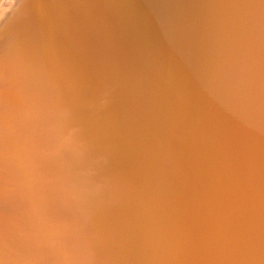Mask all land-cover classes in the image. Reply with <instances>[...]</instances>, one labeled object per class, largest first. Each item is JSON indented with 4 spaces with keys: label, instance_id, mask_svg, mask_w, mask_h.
<instances>
[{
    "label": "bare ground",
    "instance_id": "bare-ground-1",
    "mask_svg": "<svg viewBox=\"0 0 264 264\" xmlns=\"http://www.w3.org/2000/svg\"><path fill=\"white\" fill-rule=\"evenodd\" d=\"M26 1L24 5L22 4L20 10H16L13 15L10 26L7 30L5 29L4 41L0 45V264H10L9 259L27 257L23 249L24 246H27L25 233L32 224H35L33 221L36 217H39V215L34 216L33 211L52 210L58 205V196L63 192V180H60L56 167L58 166L57 161L65 149L58 157H52L51 154L56 153L57 149L63 145L60 144V140L64 139L70 129L67 121L77 116L78 111H74L73 108L80 102L75 103L77 100L75 82L80 78H85L89 82H106L107 78H111V68L115 63L114 58L117 53L122 54L123 38L128 32L127 29L130 30L128 27H123L122 23L116 18L109 21L111 18H108L110 13L106 6L111 0H62L58 7H56L57 5L56 8L54 7L55 9L52 6H46V8L37 12V16L34 14L36 9H31ZM137 1H140V9H137L136 19L138 20L140 17L138 21L143 28V32H140V34H144H141V36L138 31V35L141 37L139 39L142 40L137 49L135 65L131 69L125 70L120 78L116 76L107 81V83H111L110 86L115 84V88L119 87L118 89L124 84V91H126L122 96L117 97L115 95L118 103L113 114L120 117L116 118V115H114L115 117L108 118L107 121H109L108 127L122 122V113L134 111L147 100L148 96L153 95L155 100L159 101L157 105L159 110L153 116L156 120L155 131L143 136L139 144L138 150L141 153V158H138L135 164L143 166L145 159L142 154L148 150L149 142L147 141L151 140L152 143L155 132L157 131L159 134L165 123L163 122L165 121L163 117V107L165 106L163 103L166 102L169 105L172 120L174 117L177 119V114L180 111V105L178 106L180 100H177V92L173 95L174 91L172 92L171 88L170 90L166 88L168 84H171V81H169L171 64L172 62L175 64L179 59L178 53L176 54L177 45L173 40L174 37L171 31L165 27V24L158 22L160 24L158 26L154 24L151 27L148 26L147 20L154 12L153 9H158L164 5L167 10L171 11V20L177 28L179 24H187L188 27L192 23L206 25L209 21L213 25L228 26L238 22L239 14L245 2H238L237 0V2L235 0L234 2L229 0ZM246 1L250 3L256 0ZM262 1L264 6V0ZM50 2H48V5ZM109 5L112 4L109 3ZM64 6H67L65 10ZM84 8L89 9V12L86 11L85 16L81 14ZM8 9L0 8V16L6 15ZM109 9L111 8L109 7ZM200 10L201 12L209 10L211 14L202 16L203 13L202 18H200L198 15ZM218 11H222V14L221 12L219 14ZM31 14L34 16H31ZM167 15L169 16V14ZM29 17H32L33 21L37 18L36 20L39 22L37 27L31 22L30 25L28 24L27 19ZM137 20L136 22H138ZM138 28L137 26L136 29ZM186 30V27L180 30L181 33L183 32V36L187 32ZM136 31L134 32L136 33ZM103 33L105 34V39L102 38L103 42L94 45L91 49L90 45L97 41V38L101 37ZM186 36L188 38L189 35ZM209 37L208 39H210ZM236 37V40H239L238 43H241L242 40L246 42V39L253 41L258 38L264 40V7L260 22L246 27L243 33L237 34ZM102 39L100 38V40ZM130 39H133V37ZM73 42L74 46L72 45L68 49L67 47H70ZM210 43L212 44V42ZM165 47L169 59L167 63L163 61L162 57L163 48ZM89 49H91V53L88 52ZM168 61L171 62L168 63ZM226 62V59H224L225 65L221 62L216 74L222 78L221 102L228 104L225 108L228 109L227 114L231 117V121L233 120V127L229 129L224 127L221 131L220 150L215 155L214 161L211 162V168H209L207 174L196 180L190 172V167H202L203 164L201 162L202 155L200 153L195 155L193 152L194 126L191 115L188 116L192 108L188 110L185 107L179 113L184 115L182 118L185 117V124L182 123V118L179 120L180 117H178L179 123L176 120L178 123L176 137L181 134L184 139H182L179 148L178 145L176 146L178 148L177 153H173L174 156L176 154L178 157V159L176 158L177 168L175 171L170 175L162 173L166 181L163 179L158 180L157 175H154L153 181L150 180V187L146 191H142L143 189L141 190L140 187L135 185V188L132 187L130 182L127 181L126 185L110 198V206L115 213H113V216L115 215L117 222H124L126 225L131 217L136 216L137 220L139 219L138 223L142 226L151 207L152 209L154 206L160 208L164 204L162 201L159 202L158 193L160 194V191L166 189L167 193L175 188L180 190V186H184L185 182L189 184L182 193L186 198L182 201V205L178 207L179 209L175 208V212L179 214L184 208H182L183 205L191 203V206H189L192 210H190V218L187 222L181 223L178 228L176 227L175 235L169 234L164 251L156 255V261H151L150 264H207L212 258L211 246H217L213 248L218 249L222 236H224L223 230L227 221L226 214L229 206L235 202L244 204L245 212L239 222L234 238L236 242L234 246L236 264H239L241 260L240 254L243 248L240 243L258 227L259 209L261 204L264 203V112H260L258 110L259 106L256 104L250 112L246 109L247 106L245 109L248 112L244 116H240L238 113V117L234 118L232 116L236 114V110L245 105L243 99H241L243 101L241 102L239 100L241 97L238 96L245 89L242 86L240 88V91H242H239L234 76L235 70L232 71L231 68H228L233 67L234 64L231 63V66H228ZM166 73L169 78L165 81ZM116 80L120 81L118 85ZM231 84L235 86L237 93L239 91L237 97H234L232 93ZM132 88L137 89L136 94ZM148 105L150 106V104ZM189 106L187 104V107ZM173 112L174 114H172ZM240 112L243 114V110ZM227 114L222 113L216 121L219 123L227 120ZM138 115L140 114L138 113L137 117ZM166 115L167 120L169 116ZM169 120L172 124V120ZM144 121L146 122V120ZM183 124L184 126H182ZM201 130L204 134L208 132L207 127ZM141 131L143 132V130ZM174 133L176 132L174 131ZM141 135L143 134L141 133ZM68 139L71 140L72 137L69 136ZM140 153L137 155L139 156ZM244 157L251 158L254 166L252 171H246L249 167H243L245 164L243 162ZM155 167H158V164ZM133 168L135 169V167ZM158 172V169H156V173ZM131 173L127 179L129 181H133V177H135ZM136 173L134 172V174ZM103 190L105 189L103 188ZM182 190L183 188H181V192ZM237 190H241V197L237 194ZM181 192L178 191V194ZM157 198L158 203L156 202ZM173 207L170 209L172 210ZM23 217L28 219H23ZM183 217H185V214ZM156 219L159 224V220L162 219L161 215ZM108 221L114 224L117 223L112 216ZM259 242H262V238ZM257 248L259 249L256 259L252 260V264H264V240ZM256 249L254 247V250ZM216 251L218 254V250ZM61 259H65V257L62 256Z\"/></svg>",
    "mask_w": 264,
    "mask_h": 264
},
{
    "label": "rangeland",
    "instance_id": "rangeland-1",
    "mask_svg": "<svg viewBox=\"0 0 264 264\" xmlns=\"http://www.w3.org/2000/svg\"><path fill=\"white\" fill-rule=\"evenodd\" d=\"M0 1V8L8 9V7H10L6 12V15L0 16L1 45L4 41V34L10 26L13 15L16 10H20L22 4L24 5L26 0ZM50 1L27 0L26 2L30 5L31 9L34 8L33 10H37H35L36 12L34 11L35 16H37V12H40L43 8H46V6H52L54 8L56 5V7H58V5L62 3V0ZM229 1L234 2V0ZM237 1L245 2V5L239 14L238 22L228 26L213 25V23L209 21V25L202 23L201 25L200 23L196 25L195 23H192L187 27V24H179L177 28L171 20V11L167 10L164 5L158 9H153L154 12L151 13L152 15L149 20H147V24L150 27L153 24L157 26L161 23L165 24V27L171 31V34L174 37L173 40H175L177 45L176 54L178 53L179 59L175 64L172 62V66L170 67V78L166 73L165 81L169 78L171 84H168L170 87H167V85L166 88L169 90L171 88V91H174L173 95L176 94V92L178 96L180 95L179 97L177 96V100H180V102H178V106L180 105V111L185 107V109L188 110L192 108L188 116L191 115L192 124L194 126V137L192 140L193 152L195 155H199V153L202 155L201 162L203 164L202 167H190V172L196 180L202 178L204 174H207L209 168H211L210 164L214 161L215 155L218 154L220 150V143L222 142L221 131L224 127L227 129L233 127V120L231 121V117L227 114L228 109L225 108L228 104L221 102L222 78L218 77L216 74L221 62L224 64V59H226V63H228L226 65L229 66L231 63L234 64L232 65L233 67H227L231 68L232 71L235 70L234 76L237 80L235 81L238 83L239 91L242 86L245 89L243 93L241 92L242 90L240 91L241 93L238 91L240 94L238 95L237 89L231 84L234 97H237L238 95L241 97L239 100L241 102L244 101L245 104L241 109H238L239 111L243 110V114L236 110V114L232 116H234V118L236 116L238 117V114L244 116V114L248 112L246 109L250 112L256 104L259 106L258 110L264 112V102H262V100H264V40L258 38H255L253 41L246 39V42L242 40L241 43H238L239 40H236V35L243 33L246 27L253 23L260 22L264 7L263 1L256 0L250 3L246 0ZM237 1L235 0V2ZM48 2H50L49 5ZM119 2L120 4H118ZM109 3L112 5L110 6ZM109 3L108 6H106L110 13L108 18L111 19L109 21L116 18L122 23L123 27L130 28V30L127 29L128 32L125 34L126 40L123 38L122 54H115V63L111 68V78L116 76L120 78L122 74L125 73V70L131 69L137 61V49L142 40L139 39L141 37L138 35V31L139 34L140 32H143V28L138 21L140 17L138 20L136 19L138 12L137 9H140V1L111 0ZM66 7L64 6V10ZM109 7L111 9H109ZM86 11L89 12V9L84 8L81 14L85 16L87 14ZM207 12H201L200 10L198 15L202 18L201 15L203 13L202 16H206L205 14H211L209 10ZM218 12L219 14L220 12L222 14V11ZM167 14H169V16ZM32 15L33 14H31V16ZM82 15L79 17L81 18ZM36 19L33 21L32 17H29L27 22L29 25L33 23V25H36L37 27V23L39 22H37ZM136 20L138 22H136ZM158 22H160V24ZM207 25L208 27H206ZM137 26L139 27L138 29H136ZM183 27H186L187 29V32L184 34L185 36H183V32L181 33L180 31ZM133 30H137L136 33ZM141 34L143 35L144 33ZM187 34L189 35L188 38H186ZM104 35V33L101 34V37H98L97 41H95L96 44H94V42L90 45V48L92 49L94 45L101 44L103 39H105ZM132 37L133 39H130ZM208 37L210 39H208ZM100 38L103 39L100 40ZM210 42H212V44ZM207 43L210 47L206 45ZM72 45L74 46V42L67 48L70 49ZM91 49H89L88 52H90ZM163 49V61L167 63V60H169L167 58V49L166 47ZM119 54L122 55V57H120ZM170 62L171 61H168V63ZM236 64L238 66L241 64V67H238ZM111 78L109 77L106 80H111ZM77 81L75 82V96L77 99L75 103L80 102V104L73 108L74 111H78L77 116L67 121L70 129L64 136V139L60 140V144L63 145L57 149L56 153L54 152L51 154L52 157H58L63 149H65L62 156L58 159V166L56 167L58 169L60 180H63V192L59 194L57 200L58 205L55 206L54 209L33 211L34 216L39 215V217H36L33 221L35 224H32L33 226L31 225L25 233L27 246H24L23 249L25 250L27 257L9 259L10 264H59L62 262L64 264H150L151 261L155 262V256L164 251L163 249L165 248L169 234L175 235V231L177 230L176 227L178 228V226H181V223L187 222L190 218L192 210L189 206H191V203L187 205L185 204L186 206L183 205L182 208H184L179 214H176L177 212H175V208L181 206L182 201L185 200L186 197L182 193H184V188L188 187L189 184L183 182L184 186H180L183 188L182 192L181 188L180 190L175 188L167 193L166 189L160 191L161 193H158V196L160 197L159 202L162 201L164 204L160 206V208L154 206L152 209L151 207L142 226L138 223L139 219L137 220L136 216L133 218L131 217V219L127 221L129 223L126 225L124 222H117V218L114 217L115 215L113 216L114 212L110 206V198L123 188L127 181L128 183L130 182L132 187L135 185L136 187H140L141 190L143 189L142 191H146L149 189L154 175H157L158 180H164L165 177L162 173L170 175L175 171L177 168L178 157L176 154L174 156L173 153L178 150L179 146L182 144V139H184L181 134H178L179 137H176V134L178 132L177 128L179 120L184 115H180L179 111L177 119L174 117L172 120V116L170 117L169 105L166 104V102L163 103L166 108L163 107L165 110H163V117L165 118V121L163 122L165 123L161 128L162 131L159 134L157 131L155 132L152 143L151 140L147 141L153 148L146 142L148 150H146V153L142 154L144 155L145 163L143 166H141V164L137 166V164H135L137 163L136 160L141 158V153L138 150L140 140L143 136H147L149 133L151 134L155 131L154 125H156V120L153 116H155L159 110L157 106L159 101H156L153 95L148 96L147 100H145L134 111H131L130 113H122V122L108 127L109 121H107V119L113 118L115 117L114 115H116L113 114L118 103L116 96H122V94L126 92L124 91V84L118 89L119 87L115 88V84L114 86H110L111 83L109 84L107 81L89 82L85 78H80ZM116 81V84L118 85L120 81ZM116 89L118 90L115 92ZM119 90L120 92L118 93ZM132 90H134L136 94L137 89L132 88ZM241 99H243V101ZM148 104H150V106ZM182 104L184 107H182ZM187 104L190 106L187 107ZM138 113L140 115L137 117ZM222 113L225 115L227 114V120L218 123L216 120ZM166 114L169 116L167 120ZM172 114H174V112ZM117 117L120 116L116 115V118ZM178 117H180L179 120ZM184 118L181 120L182 123L185 124ZM141 119L143 121L146 120V122H143ZM169 119L172 120V124ZM184 124L182 126H184ZM205 127H207V134L202 133L201 130ZM145 129L148 130L146 131ZM174 131L176 133H174ZM141 133L143 135H141ZM69 136L72 137L71 140L68 139ZM137 143L138 145H136ZM177 145L178 148L176 147ZM158 148L160 151L157 150ZM138 153H140L139 156L137 155ZM154 157L157 158L155 159ZM134 159L135 162L133 163ZM243 162H245L243 167H249L248 169L246 168V171H252L254 166L252 165L251 158L244 157ZM154 164H158V167H155ZM133 167H135V169ZM156 169H158V173H156ZM134 172L137 173L134 174ZM130 173L135 176L133 177V181L127 180ZM149 176L151 177L149 178ZM181 176L183 177V174ZM103 188L105 190H103ZM178 191L181 193L178 194ZM240 193L241 190H237L239 197H241ZM156 202L158 203V198ZM243 205L244 204L241 202H235L229 206L228 213L226 214V226L223 230L224 236H222L218 249L213 248L217 246H211L212 258L207 264L235 263L234 246L236 242L234 238L236 236V230L239 227V222L245 213ZM171 207H173L172 210L170 209ZM259 211L260 216L258 227L246 239L244 238L242 243H240L242 244L243 249L240 254L241 260L239 264H252V260L256 259L259 249H256V247H258V245L264 240V203L261 204ZM183 213L185 214V217H183ZM160 215L162 219L161 221L159 220L160 223L158 224L156 217ZM111 216L116 220V224L108 221ZM23 219L27 220L28 218L23 217ZM138 230L140 232H137ZM122 235H124V237H122ZM261 238L262 242H259ZM254 247L256 250H254ZM216 250H218V254ZM62 256L65 257V259H61Z\"/></svg>",
    "mask_w": 264,
    "mask_h": 264
}]
</instances>
